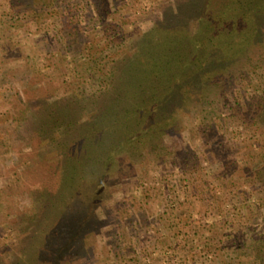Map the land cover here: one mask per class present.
Masks as SVG:
<instances>
[{"label":"rangeland","instance_id":"374dc122","mask_svg":"<svg viewBox=\"0 0 264 264\" xmlns=\"http://www.w3.org/2000/svg\"><path fill=\"white\" fill-rule=\"evenodd\" d=\"M163 7L164 0H0V264H260L248 245L263 231L264 193L248 168L264 164V129L244 112L222 109L207 123L195 111L179 115L182 128L165 136L174 158L138 166L137 180L112 175L99 228L83 236L86 251L79 231L66 238L60 229L70 216L54 220L48 235L34 220L59 215L69 180L89 172L73 173L79 159L63 152L58 129L40 132L37 116L68 96L61 111L90 121L88 93L78 91L85 84L99 95V72L85 61L93 53L113 66L128 51L123 36L147 30ZM250 79L264 90V70ZM45 236L67 240L72 251L39 257Z\"/></svg>","mask_w":264,"mask_h":264},{"label":"trees","instance_id":"16d2710c","mask_svg":"<svg viewBox=\"0 0 264 264\" xmlns=\"http://www.w3.org/2000/svg\"><path fill=\"white\" fill-rule=\"evenodd\" d=\"M71 35L80 37L78 32ZM123 37L120 44H127L128 51L113 66L93 53L85 61L88 72H99V95L86 90L85 84L78 91L88 93L85 98L94 111L90 121L61 111L63 102L73 100L68 96L51 103L52 114L37 116L40 132L58 129L57 135L64 138L63 152L71 149L76 156L70 158L79 159L73 173L80 168L89 172L77 176L80 181L69 180L59 215L54 217L52 212L51 217L34 220L44 227L41 233L48 235L54 220L70 216L60 229L66 238L80 235L85 251L83 236L99 228L101 205L112 197V175L137 180L143 173L138 166L177 155L167 146L165 136L182 128L179 115L195 111L207 115L203 120L207 123L228 109L237 115L244 112L253 126L264 129V90L250 79L251 74L264 70V0H164L162 16L147 30ZM250 86L256 89L251 97L247 93ZM145 169L149 171L148 166ZM248 170L249 179L261 183L264 193V164ZM61 184L60 180L58 190ZM261 220L263 231L257 246L248 245V252L252 250L264 264V210ZM54 236L39 241L35 248L39 257L72 251L71 243Z\"/></svg>","mask_w":264,"mask_h":264}]
</instances>
